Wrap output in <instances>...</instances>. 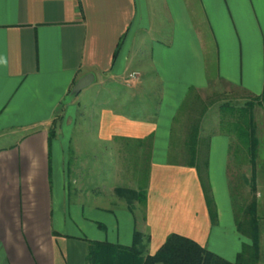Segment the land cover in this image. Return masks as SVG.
<instances>
[{
    "label": "crops",
    "instance_id": "0c3cea01",
    "mask_svg": "<svg viewBox=\"0 0 264 264\" xmlns=\"http://www.w3.org/2000/svg\"><path fill=\"white\" fill-rule=\"evenodd\" d=\"M134 71L141 77L132 90L158 79L161 97L135 115L122 99L102 108L105 142L152 137L145 208L137 202L136 210L116 212L102 204L107 197L71 188L66 149L72 154L73 138H51L49 126L81 78L116 84ZM220 78L262 97L264 110V0H0V264H89L91 240L129 245L137 229L150 230L151 242L161 236L160 245L169 232L192 231L212 251L236 256L242 235L228 189L229 137L211 139L209 171L220 166L227 192L215 199L218 225L197 170L155 159L169 155L173 119L189 90ZM70 197L77 226L63 230L60 208ZM225 201L227 225L220 222ZM174 217L181 228L167 225Z\"/></svg>",
    "mask_w": 264,
    "mask_h": 264
},
{
    "label": "rangeland",
    "instance_id": "374dc122",
    "mask_svg": "<svg viewBox=\"0 0 264 264\" xmlns=\"http://www.w3.org/2000/svg\"><path fill=\"white\" fill-rule=\"evenodd\" d=\"M139 77H141V73H139ZM132 80V78H125L119 80L120 83L117 82L115 84L112 83L111 79L99 78L96 79L93 84L82 89L79 93H75L72 89L71 93L64 101L65 104L59 108L49 126V130L54 137L60 133L65 136L71 134V137L73 138L71 145V148L73 149L72 154L69 152L70 149H66L67 160L70 164H68L70 169L67 168V181L71 182V188H76L75 190L77 192L80 190L87 193L91 192L92 197H97L98 195H102V199L107 197V201H101L102 204L113 208V211L116 212L120 211L123 207L136 210L137 202H129L126 197H120L116 192V188L129 187L133 189H142L144 186L148 185L150 182V174L148 176V173H150L149 171L151 168V156L149 161V143L131 140H125L122 142H105L102 140L100 136L102 108L105 107L106 104L113 101V99H122L124 100L123 110L135 115L139 111L140 113L142 112V109L139 110V107L146 106L148 103L150 106L154 107L158 102H160L159 100L161 97L159 92L160 83L158 79L155 82L153 79L145 81L143 88L141 87L138 90L135 88L132 90V87H135L132 86ZM197 94L201 95L204 102L202 109L205 110V114L202 118L201 138L206 141V143H209V165L211 139L217 134L225 135L224 132H226L228 128L225 126L222 127L221 118L225 117V115L227 117H231V111H225L223 108L221 109V106L227 102L234 106H240L247 100L253 99V96L255 95L249 93L247 90L238 85H233L225 79L220 78L211 82L207 88H191L181 104L187 99V97L189 100H193ZM256 97H259V101L255 102L253 112L255 121L258 125L260 143L254 158L255 161H252L249 157V153L244 149L245 147L243 145L239 146L236 137L232 138L234 140H232V146L234 147L231 152L229 151L227 161L228 178L230 181L228 189L233 195V201H231V203L234 208L236 225H242L243 230L249 233L251 231L252 217H254V219L256 218L258 221L260 243V256L258 264H264V110L260 106L261 97ZM110 104H112V102ZM181 104L179 105L172 125V129L176 131L173 143L175 145L178 144V148L176 146L179 154L178 156L186 153V148L183 144L185 135L182 134L184 131H182L181 128L183 121H185V116L183 112L181 113V110L179 112ZM178 113H180V115ZM177 119H179V121H177ZM204 149L206 152V147L202 145V150ZM155 159L157 161L168 160V162H171L170 160L172 158L169 157V155L166 158L162 156V152H159V155H157ZM205 160L206 158L202 155V161L205 162ZM213 161H215V158H213ZM217 166L214 167V169H211V173L209 168L208 171L211 189L210 193L213 198L214 208L218 214L215 199L220 202L227 199V192L224 181L225 174L219 172L221 171L220 166ZM157 175H161L158 180L162 181V185L168 183L166 177L163 176L161 172H158ZM203 176L205 177V173H203ZM173 179H175V176H173L172 180ZM199 181L204 193V201L207 205L206 194L201 180ZM213 187L215 188V195L213 193ZM214 196H216V198H214ZM173 198H176V195H174ZM67 199L68 200L65 201L62 208H60L61 212H63L60 213V223L63 230H70V228L71 230H74L77 225L73 222L71 211H74L75 209L77 210V207L74 204L75 201L73 198L70 197ZM254 199H256V201H253ZM253 202H255L256 208H253ZM138 204H140L142 208H145V204L143 202H138ZM223 206L225 208V212L223 219L220 222L221 224L227 225L230 221L232 222L231 215L228 213V201H225ZM142 208H140L141 211L143 210ZM80 216L78 217L80 218ZM138 216L143 222V216L139 213ZM78 219L76 220L77 224H81V221H78ZM174 219H176V217L172 219L171 223L167 222V225L171 224L172 227L174 225H179L177 228H181L183 225L182 221H175ZM106 223L110 224L109 221ZM140 224L144 225L143 223ZM218 224L219 214L216 225ZM109 226L111 229L112 226ZM76 232L79 233L78 230ZM88 233H90V231ZM171 233L173 232H169V234ZM188 233L193 238H196L195 240L199 239V237H197L195 233H192V231H189ZM144 234V240L148 243V250L154 253L160 246L162 237L157 236L151 242L152 235L150 230ZM240 234L242 236L244 235L241 232ZM242 236L237 238L239 240V249L237 250L240 251L241 248H243V243L246 242L247 244H251V240L249 238L245 235L244 237ZM153 247L156 249L154 250ZM217 254L232 261L236 258V256L231 253H226L231 255Z\"/></svg>",
    "mask_w": 264,
    "mask_h": 264
},
{
    "label": "trees",
    "instance_id": "16d2710c",
    "mask_svg": "<svg viewBox=\"0 0 264 264\" xmlns=\"http://www.w3.org/2000/svg\"><path fill=\"white\" fill-rule=\"evenodd\" d=\"M123 40L118 45L114 55L115 57L123 43ZM253 99L247 100L240 106H234L228 102L222 105L221 109L223 108L225 111H231V117H227L226 115L225 117H222L221 124L222 127L225 126L228 128L224 134L229 137L231 142L229 151L231 152L234 147L232 146V138L236 137L239 146L243 145L245 147L244 149L247 150L249 157L254 162L260 142L258 136V125L255 121L253 111L255 108L254 104L259 101V97L253 96ZM188 100L189 99L187 97L179 109V112L181 110V113L183 112L185 116V121H183L181 128L182 131H184L182 134L185 135L183 144L186 148V153L178 156V144L175 145L173 143L176 131L172 129L169 152V157L172 159L170 160V163L175 165H185L197 170L199 179L201 180L206 194V201L211 221L216 225L218 222V214L214 208L215 206L213 205V198L210 193L211 189L209 183V143H206V141L201 138L202 118L205 114V110L202 109L204 102L199 94H197L193 100ZM64 104V102L61 103V106ZM178 114L180 115V113ZM232 116L237 118H233ZM177 121H179V119H177ZM49 132L50 137H54L51 131ZM148 143V160L150 161V152H152V137ZM202 145L206 147V152L205 149L202 150ZM202 155L206 158L205 162L202 161ZM203 173H205V177L203 176ZM147 187L148 185L144 186L142 189L117 187L116 192L120 197H126L129 202L136 201L146 204ZM253 201H256V199ZM252 204L253 208H256L255 202ZM237 227L242 234L251 240V244H247L246 242L243 243V248H241V251L237 253L234 261L225 259L209 249L207 246L199 243L194 238L177 232L169 234L165 241L153 253L148 250V243L144 240L145 234L138 229L135 230L133 240L129 245L113 243L107 240H91L87 253V261L89 264H258L260 256V243L257 219L252 217L251 231L249 233L243 230L242 225L238 224Z\"/></svg>",
    "mask_w": 264,
    "mask_h": 264
},
{
    "label": "water",
    "instance_id": "95a60500",
    "mask_svg": "<svg viewBox=\"0 0 264 264\" xmlns=\"http://www.w3.org/2000/svg\"><path fill=\"white\" fill-rule=\"evenodd\" d=\"M95 79V76L93 74L87 75L83 78H81L76 85L73 88V91L75 93H79L82 89L88 87L92 81Z\"/></svg>",
    "mask_w": 264,
    "mask_h": 264
},
{
    "label": "built area",
    "instance_id": "2783aa9c",
    "mask_svg": "<svg viewBox=\"0 0 264 264\" xmlns=\"http://www.w3.org/2000/svg\"><path fill=\"white\" fill-rule=\"evenodd\" d=\"M137 77H139V73L138 72L134 71V72L130 73V78L135 79Z\"/></svg>",
    "mask_w": 264,
    "mask_h": 264
}]
</instances>
